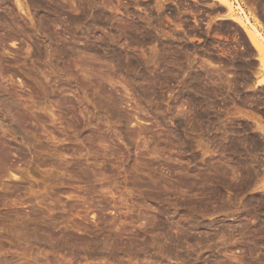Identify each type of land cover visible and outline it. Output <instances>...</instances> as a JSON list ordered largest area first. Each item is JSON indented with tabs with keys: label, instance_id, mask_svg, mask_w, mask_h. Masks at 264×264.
<instances>
[{
	"label": "rangeland",
	"instance_id": "obj_1",
	"mask_svg": "<svg viewBox=\"0 0 264 264\" xmlns=\"http://www.w3.org/2000/svg\"><path fill=\"white\" fill-rule=\"evenodd\" d=\"M218 3L0 0V264L264 262V85Z\"/></svg>",
	"mask_w": 264,
	"mask_h": 264
},
{
	"label": "bare ground",
	"instance_id": "obj_2",
	"mask_svg": "<svg viewBox=\"0 0 264 264\" xmlns=\"http://www.w3.org/2000/svg\"><path fill=\"white\" fill-rule=\"evenodd\" d=\"M250 1H252V0H218V4H217V8H218V10L221 12V9H222V13H223V11H224V15H225V18H223V19H227V20H232V21H234V22H236L238 25H240V27H242L243 29H244V31L246 32V35L248 36V38H249V40L251 41V43H252V45H253V47L255 48V50H256V59L258 60V72L257 73H259L260 75H262V78L259 80V82L262 84V85H264V18L262 19V16H264V0H256V2L254 1L253 3H251L250 4ZM43 2H45V1H43ZM199 2V1H198ZM107 4V3H106ZM58 5V4H57ZM248 8V10H246V8ZM258 6H259V8H258ZM42 7V6H41ZM56 7V6H55ZM58 7V6H57ZM250 7V8H249ZM48 8V7H47ZM53 8V7H52ZM86 8V7H85ZM41 9V8H40ZM59 9V8H58ZM119 9V8H118ZM83 10H85V9H83ZM120 10V9H119ZM215 10V9H214ZM259 10H260V12H259ZM54 11V10H53ZM218 11V12H219ZM195 12V11H194ZM59 13V12H58ZM261 13V14H260ZM45 15V14H44ZM105 15V14H104ZM103 15V16H104ZM107 15V14H106ZM223 15V16H224ZM262 15V16H261ZM75 17V16H74ZM46 18V17H45ZM79 18H82L81 16L79 17ZM84 18V17H83ZM82 18V19H83ZM197 18V17H196ZM102 19V18H101ZM44 20V19H43ZM254 21V22H253ZM195 22H196V20H195ZM223 30V29H222ZM153 39V38H152ZM94 42V41H93ZM105 42V41H104ZM93 44V43H92ZM104 44H106V43H104ZM94 45V44H93ZM109 47V45H105V46H103V48L105 49V47ZM107 47V48H108ZM95 48V47H94ZM111 50V49H110ZM113 51V50H112ZM60 52V51H59ZM66 53V52H65ZM122 53V52H121ZM69 54V53H68ZM113 55V56H112ZM110 56V55H109ZM55 57V56H54ZM67 57V56H66ZM110 58V60H117L120 64L122 63V57L115 51V52H113V53H111V57H109ZM108 59V58H107ZM132 60V59H131ZM129 60L128 62H126L127 63V65H129V66H134L136 63V61L135 60ZM243 61V60H242ZM212 63V62H211ZM214 63V62H213ZM213 63H212V65H213ZM235 63V62H234ZM56 64V63H55ZM216 64V63H215ZM124 65H126V64H124ZM123 66V65H122ZM128 66V67H129ZM126 67V66H125ZM135 69V68H134ZM248 80V79H247ZM259 82H257V83H259ZM210 90H212V89H210ZM214 90V89H213ZM207 91V90H206ZM213 93V92H212ZM8 101H9V99H8ZM8 104H9V102H7ZM3 104V103H2ZM4 104H5V102H4ZM15 104V103H14ZM10 105V104H9ZM17 106V105H16ZM6 107L8 108V106H7V104H6ZM5 107V108H6ZM209 108V107H208ZM207 108V109H208ZM15 109V108H14ZM7 112V111H6ZM210 112V111H209ZM204 115V114H203ZM16 118V117H15ZM212 119V118H211ZM14 121H16L15 119H14ZM17 122H18V118H17ZM18 124L20 125V123L18 122ZM18 124H16L17 126H15L14 125V128H13V131L15 132V133H18ZM13 126V125H12ZM11 126V127H12ZM261 127H263V126H261ZM229 128H227V130H228ZM12 130V129H11ZM262 130V129H261ZM229 131V130H228ZM236 132V131H235ZM264 132V131H263ZM21 133V132H20ZM19 133V134H20ZM248 135V134H247ZM6 141V140H5ZM246 141L248 142L249 140H247L246 139ZM3 142V141H2ZM257 142V141H256ZM251 143V142H250ZM5 144H6V146H7V143H5L4 142V146H5ZM202 144V143H201ZM204 144V143H203ZM246 145V144H245ZM256 145V144H255ZM203 146V145H202ZM12 147V146H11ZM242 147V146H241ZM264 147V146H263ZM2 148V147H1ZM4 148V147H3ZM2 148V149H3ZM6 149V148H5ZM204 149V148H203ZM237 150H238V148H237ZM3 151V153L5 152V153H7V150H2ZM9 151V150H8ZM11 151V150H10ZM204 151H206V150H204ZM9 153V152H8ZM205 153V152H204ZM9 155V154H8ZM5 156V155H4ZM251 156V155H250ZM254 156V155H253ZM1 157V156H0ZM248 157V156H247ZM3 158V157H2ZM1 158V159H2ZM0 159V160H1ZM3 160V159H2ZM4 160H5V158H4ZM4 160H3V162H4ZM251 160V159H250ZM259 161V160H258ZM0 162H2V161H0ZM246 162V161H245ZM253 162V161H252ZM258 163V162H257ZM246 164V163H245ZM251 164V163H250ZM0 165H1V163H0ZM247 165V164H246ZM255 165V164H254ZM251 167V166H250ZM253 169H254V167H253ZM209 170V169H208ZM252 173V172H251ZM250 173V174H251ZM255 173V172H254ZM197 181L195 180V183H196ZM182 184H183V186L185 185L186 186V183H184L183 181H182ZM181 184V185H182ZM188 186H190V185H188ZM191 188V187H190ZM258 199V198H257ZM258 200H260V199H258ZM264 202V201H263ZM203 203V202H202ZM251 203V202H250ZM256 203V202H255ZM249 204V203H248ZM259 204V203H258ZM198 205V204H197ZM196 205V206H197ZM257 205V204H256ZM245 206H247V205H245ZM249 206V205H248ZM250 206H251V204H250ZM252 207V206H251ZM212 208V207H211ZM244 208V207H243ZM252 208H254V206L252 207ZM261 208V207H260ZM260 208H258V209H260ZM210 209V208H209ZM213 209V208H212ZM222 209H223V207H222ZM251 209V208H250ZM262 209H263V207H262ZM261 209V210H262ZM206 210V212H207V208L205 209ZM225 211V210H224ZM257 211V210H256ZM199 213V212H198ZM209 213H211L210 212V210H209V212H208V214ZM243 213H245V212H243ZM205 215V214H204ZM251 215V214H250ZM197 216V215H196ZM208 216V215H207ZM254 216V215H253ZM244 217V216H243ZM249 217V216H248ZM260 218H262V217H260ZM264 218V217H263ZM263 218H262V220H263ZM199 219V218H198ZM211 221V220H210ZM218 221V220H217ZM202 222V221H201ZM219 222V221H218ZM200 223V222H199ZM220 223V222H219ZM259 224V223H258ZM258 224H257V227L254 229L255 230V232L256 233H259V235L261 234L262 236H264V221H262L260 224H259V226H258ZM203 225V224H202ZM216 225H219V224H215L213 221L212 222H205L204 223V225L203 226H201L202 228H204V231H206V233H208L209 235L211 234V236L213 235V234H215V228H216ZM239 225H240V223H239ZM222 226H223V224H222ZM221 226V223H220V226L219 227H222ZM231 226V225H230ZM237 226V225H236ZM238 227V226H237ZM218 228V227H217ZM220 230L222 229V228H219ZM253 229V228H252ZM233 230V229H232ZM239 230H241V229H239ZM242 230H243V228H242ZM247 230V229H246ZM249 230V229H248ZM186 231V230H185ZM201 232L203 231V230H200ZM204 231L202 232V234L204 233ZM226 232V231H225ZM253 233V232H252ZM208 235V236H209ZM208 236H207V238H208ZM214 237V236H213ZM195 238H196V235H195ZM209 239H210V237H209ZM114 241V240H113ZM196 241H198V240H196ZM107 242V241H106ZM118 242V241H117ZM178 242V241H177ZM199 242V241H198ZM114 243V242H113ZM252 243V242H251ZM115 244H117L116 243V241H115ZM199 244V243H198ZM261 244V243H260ZM106 245V244H105ZM118 245V244H117ZM247 245V244H246ZM249 245V247H248V254H247V257H248V260H250L251 261V263H249V264H257L258 262H256V260L255 259H253L252 258V256H254L252 253H253V251L255 250V246H250L251 244H248ZM113 246V245H112ZM112 246H110L111 248H113ZM119 247V246H118ZM258 247V246H257ZM109 248V247H108ZM110 248V249H111ZM210 250H212V249H210ZM264 253V252H263ZM262 257V260L261 261H264V254L261 256ZM243 259V258H242ZM261 259V258H260ZM260 259H258L259 261H260ZM243 260H246L245 259V257H244V259ZM248 260H246L245 261V263H247L248 262ZM244 263V261L242 262L241 261V264H243ZM260 263H264V262H260ZM260 263H258V264H260ZM248 264V263H247Z\"/></svg>",
	"mask_w": 264,
	"mask_h": 264
}]
</instances>
